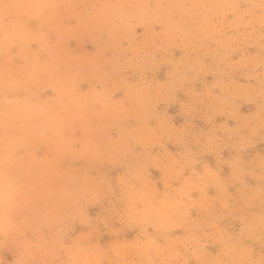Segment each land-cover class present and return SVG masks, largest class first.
Masks as SVG:
<instances>
[{"label": "clouds", "instance_id": "obj_1", "mask_svg": "<svg viewBox=\"0 0 264 264\" xmlns=\"http://www.w3.org/2000/svg\"><path fill=\"white\" fill-rule=\"evenodd\" d=\"M0 264H264V0H0Z\"/></svg>", "mask_w": 264, "mask_h": 264}]
</instances>
